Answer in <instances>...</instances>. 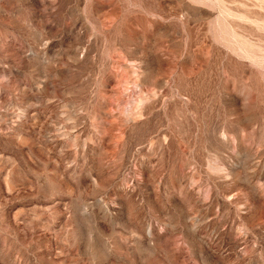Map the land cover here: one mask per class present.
Here are the masks:
<instances>
[{
	"label": "rangeland",
	"instance_id": "374dc122",
	"mask_svg": "<svg viewBox=\"0 0 264 264\" xmlns=\"http://www.w3.org/2000/svg\"><path fill=\"white\" fill-rule=\"evenodd\" d=\"M0 264H264V0H0Z\"/></svg>",
	"mask_w": 264,
	"mask_h": 264
}]
</instances>
